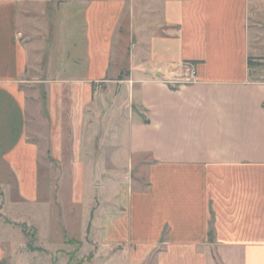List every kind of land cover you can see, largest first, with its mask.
<instances>
[{
    "label": "crops",
    "instance_id": "1",
    "mask_svg": "<svg viewBox=\"0 0 264 264\" xmlns=\"http://www.w3.org/2000/svg\"><path fill=\"white\" fill-rule=\"evenodd\" d=\"M27 1L0 0V264H264V0H66L41 60ZM122 142L146 181L107 199Z\"/></svg>",
    "mask_w": 264,
    "mask_h": 264
},
{
    "label": "rangeland",
    "instance_id": "2",
    "mask_svg": "<svg viewBox=\"0 0 264 264\" xmlns=\"http://www.w3.org/2000/svg\"><path fill=\"white\" fill-rule=\"evenodd\" d=\"M66 0H28L27 3H29L30 5L27 6L26 8L28 9V12H24V15H26V17L28 18V22L29 23V34H24V38L27 40V42H31L34 43V45H36L37 47H39V52H38V59L41 60V56H42V52L44 47L46 48V46L49 44L50 42V38H49V31L48 29L51 28V26L54 28L55 26V21L59 19V17L57 16V13L55 12L56 10H49V6H51L52 8H56L57 5H59V3L61 2H65ZM256 16V14H253V17L251 18V20L253 22H255L256 20L254 19ZM128 19L125 20L124 26L127 24ZM53 32H51L50 37L52 38ZM37 57V56H36ZM39 62V61H38ZM255 64V63H254ZM32 81V80H31ZM33 83H28L25 84V90L26 93L28 95L29 101L33 102L34 98H33V94H34V88ZM33 128V127H31ZM120 130L124 129V127L121 125ZM45 131V130H44ZM42 131V132H44ZM30 136L33 137V131L31 129L30 131ZM125 145L124 142H122V145L119 148L118 151V155L116 157H114L113 159L116 161V167H119L120 170L113 172L112 170L109 172H105L103 173L104 178L102 176V173L96 172V174H94L95 179L98 182L102 183L103 181H106V186L107 189L105 190L106 192V197L108 198H112L115 188L113 187V185L115 186H119L120 184L123 183H129L132 182L134 187H140L141 185L144 184V182L146 181V174H145V166L141 165V163H134L131 164L130 166H128V162L127 159L128 157H126V151H125ZM70 158H67L65 162V165H61V164H55L54 166H52L53 168V172H43L42 175V180L43 181H51V182H56L59 181L64 184V186L59 190L61 192V195L63 197V199L68 202V198L70 197V188L68 187L70 181H71V172H70ZM106 159H108L109 161H111L109 164V168L107 169H112L113 168V159L112 157H107ZM47 162L49 161V158H46ZM51 161V160H50ZM90 177V173L87 174ZM95 191L98 192V194L100 192H102V189H98L96 188L95 190H93L92 188L88 189V196L91 198V196L93 194H95ZM68 205L66 206V208L68 209ZM82 207H80L81 210ZM75 229V228H74ZM69 239V238H67ZM30 248L33 249V245H34V233L31 232V236H30ZM73 241L75 240H67V242L69 244L74 243ZM87 259H88V255H86ZM80 264H82V261L80 262Z\"/></svg>",
    "mask_w": 264,
    "mask_h": 264
},
{
    "label": "built area",
    "instance_id": "3",
    "mask_svg": "<svg viewBox=\"0 0 264 264\" xmlns=\"http://www.w3.org/2000/svg\"><path fill=\"white\" fill-rule=\"evenodd\" d=\"M180 69L183 71V74L185 75L184 79L186 82H191L195 80L196 78V66L193 63H184L180 66ZM172 83H177V80H172ZM101 82L97 83V88L102 87Z\"/></svg>",
    "mask_w": 264,
    "mask_h": 264
},
{
    "label": "trees",
    "instance_id": "4",
    "mask_svg": "<svg viewBox=\"0 0 264 264\" xmlns=\"http://www.w3.org/2000/svg\"><path fill=\"white\" fill-rule=\"evenodd\" d=\"M254 65V62H253V58H249V66H253Z\"/></svg>",
    "mask_w": 264,
    "mask_h": 264
}]
</instances>
